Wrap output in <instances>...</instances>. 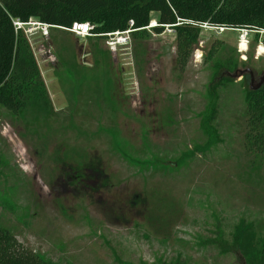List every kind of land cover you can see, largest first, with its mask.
Returning <instances> with one entry per match:
<instances>
[{
	"label": "rangeland",
	"instance_id": "rangeland-1",
	"mask_svg": "<svg viewBox=\"0 0 264 264\" xmlns=\"http://www.w3.org/2000/svg\"><path fill=\"white\" fill-rule=\"evenodd\" d=\"M39 23L22 29L50 106H0V225L52 264H245L231 234L244 219L264 238V158L243 149L250 80L238 71L253 89L263 32L247 31L242 52L244 31L201 25L181 67L165 27L111 52L104 37ZM229 58L233 70L215 69ZM220 78L221 142L200 152Z\"/></svg>",
	"mask_w": 264,
	"mask_h": 264
},
{
	"label": "trees",
	"instance_id": "trees-1",
	"mask_svg": "<svg viewBox=\"0 0 264 264\" xmlns=\"http://www.w3.org/2000/svg\"><path fill=\"white\" fill-rule=\"evenodd\" d=\"M157 13L151 31L159 34L165 25L175 31L176 58L182 67L198 41L201 25L255 31V39L264 31V0H0V106L13 115L50 106L48 93L33 52L22 28L14 21L27 23L34 18L53 29L69 28L72 23H89L93 36L124 30L132 20V38L147 37L149 14ZM260 43L264 47V33ZM215 69L231 71L236 64L229 58ZM227 78L212 80L207 87L208 111L201 127L207 135L206 151L221 142L215 124L217 90ZM245 130L243 149L254 158H264V83L244 90ZM195 151L184 154L190 156ZM1 164V157H0ZM231 247L245 264H264V238H258L250 222L240 219L231 234ZM0 264H52L20 244L0 225Z\"/></svg>",
	"mask_w": 264,
	"mask_h": 264
},
{
	"label": "built area",
	"instance_id": "built-area-1",
	"mask_svg": "<svg viewBox=\"0 0 264 264\" xmlns=\"http://www.w3.org/2000/svg\"><path fill=\"white\" fill-rule=\"evenodd\" d=\"M155 23H156V21L154 23L151 22L149 24V26H147L145 28L148 29V28L154 27L156 25ZM13 24H14V26L16 28H19V27L22 28V26L25 25L26 23H20V22L14 21ZM39 24H40L39 27L41 29L42 34L47 33V28H49L50 26L47 25V24H43V23H39ZM132 25H133L132 20H129L128 21V26H127L126 29H124V30H115V31H112V32L104 33L102 35V37H104V39H105L106 46L108 47V49L111 52H115L119 46H123L124 44L127 43V40L129 38V36L131 35V32L133 31ZM164 27L168 31L173 30V28L170 25H165ZM217 28H219L220 30L224 29L223 27H217ZM62 29L67 30L69 32H72L76 36H79V37H90V36H93V33L91 31L92 25L87 23V22H85V23L74 22V23H72L71 27L62 28ZM239 30L244 31V33L239 35L238 49H239V43L243 39L245 40L246 48H247V43L248 42L246 40V35H247V31H251V30H247V29H239ZM261 32L264 33V31H261Z\"/></svg>",
	"mask_w": 264,
	"mask_h": 264
},
{
	"label": "bare ground",
	"instance_id": "bare-ground-1",
	"mask_svg": "<svg viewBox=\"0 0 264 264\" xmlns=\"http://www.w3.org/2000/svg\"><path fill=\"white\" fill-rule=\"evenodd\" d=\"M154 23V22H153ZM224 30V29H223ZM239 50L240 51H245L246 50V43H245V40L243 39L242 41H240V43H239ZM256 54H258V55H262V54H264V47L263 46H258L257 47V51H256Z\"/></svg>",
	"mask_w": 264,
	"mask_h": 264
},
{
	"label": "water",
	"instance_id": "water-1",
	"mask_svg": "<svg viewBox=\"0 0 264 264\" xmlns=\"http://www.w3.org/2000/svg\"><path fill=\"white\" fill-rule=\"evenodd\" d=\"M245 72H248L250 75H252L251 71L249 69H245V70H239L238 71V76H241ZM263 83H264V73L259 77V80H258V82L256 83V85L254 86L253 89H256V88L260 87ZM251 87L252 86H250V88Z\"/></svg>",
	"mask_w": 264,
	"mask_h": 264
},
{
	"label": "flooded vegetation",
	"instance_id": "flooded-vegetation-1",
	"mask_svg": "<svg viewBox=\"0 0 264 264\" xmlns=\"http://www.w3.org/2000/svg\"><path fill=\"white\" fill-rule=\"evenodd\" d=\"M245 73H248V72H245ZM252 74V73H251ZM248 75H249V80H250V84H249V86H252V83H253V77H252V75H250L249 73H248ZM256 85V84H255Z\"/></svg>",
	"mask_w": 264,
	"mask_h": 264
}]
</instances>
